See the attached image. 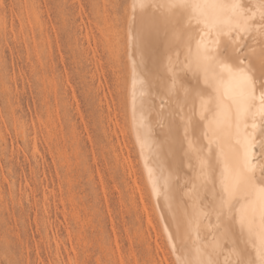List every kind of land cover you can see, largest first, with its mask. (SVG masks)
<instances>
[{"label": "rangeland", "instance_id": "1", "mask_svg": "<svg viewBox=\"0 0 264 264\" xmlns=\"http://www.w3.org/2000/svg\"><path fill=\"white\" fill-rule=\"evenodd\" d=\"M128 1L0 0V264H177L156 219L154 227L146 222L145 181L124 111L125 45L117 51L114 38ZM263 25L257 16L259 33L225 38L223 48L239 46L258 67ZM176 52L136 54L154 62L163 81L146 94L135 89L149 113L168 98L183 109L189 90L193 98L210 91L202 72L167 71ZM165 81L186 89L174 93ZM256 148L262 159L263 144Z\"/></svg>", "mask_w": 264, "mask_h": 264}, {"label": "bare ground", "instance_id": "2", "mask_svg": "<svg viewBox=\"0 0 264 264\" xmlns=\"http://www.w3.org/2000/svg\"><path fill=\"white\" fill-rule=\"evenodd\" d=\"M142 2L144 4L143 8H134L136 0L128 1L129 6L123 31L118 32V36L115 35L114 39L116 41L114 42L117 51L123 44L122 40H124L125 45L126 76L123 82L124 86L122 85L124 89V111L128 128L132 132V138L136 143L134 144L139 152V154L137 153L139 157L138 165L145 181V192L141 194V202L145 211L146 222L154 227L153 222L156 219L161 237L163 240L165 238L167 241L165 243L169 244L168 249L170 248L173 251L172 254L177 264H236L237 259L240 258L241 251H243L244 258L248 261L260 264L258 238H256L254 244L253 239L249 238L246 232L241 235L238 223L233 227L231 218H218L216 212L213 211V208L218 203L217 198L221 191L219 172L224 162L222 153L229 152V145L226 136L221 138L219 144L217 142H209L206 137L208 122L202 119V116L207 113H202L201 111L200 97L193 98L188 94L191 93L189 90L184 93L185 97H182L184 99V101L182 100L184 104L181 102V105H184L183 109L178 105L182 111L179 112L177 109L180 110V108L176 109V102L174 104L168 98L169 101L164 105V108L154 106L155 108L150 112L151 114L145 105H139L140 103L138 104V101L135 100V89H137L138 85V88L141 86L143 93L146 94L153 89L151 85L149 90V84L158 79V74L152 69L154 62L152 63L149 58L141 57L140 61L137 60V53L144 56L148 52L152 54L155 49L163 50V52L176 50L175 59L167 58L166 61H168L169 65L166 68L174 67L177 71L181 69L188 76L197 75L201 72L204 73V71L196 63L195 53L197 48L200 49L201 53L204 52L205 46L209 44V36L204 26L201 29L199 25H196L197 23L193 24L195 20L193 23L190 21L191 14L188 16L189 10L169 7V5L177 3L178 0H142ZM240 2L243 5L255 7L260 0H240ZM255 31L253 30L252 34ZM249 35L250 33L247 36ZM212 36L215 37L217 42L211 44L208 52L210 49V52L212 50L215 54L211 53L216 55L222 51L223 43L227 41L225 38L230 36L217 35L215 32L212 33ZM262 36L261 39H264V34ZM223 39L226 41L223 42ZM233 42H236V40H233ZM245 42L244 44H246ZM230 46L231 44L228 47ZM232 46L234 47L235 45L233 44ZM231 49L232 47L228 50L230 51ZM170 53L168 52L169 56L174 54ZM253 54L255 55L254 52ZM162 60L164 61L165 59ZM171 68H169V71L172 70ZM155 69L157 70V68ZM141 71L149 74V81L143 78L144 74H141ZM175 73L179 74V72ZM176 74L175 77L178 75ZM165 82L167 83V81ZM176 82H170L172 84L168 82V88L172 87L170 90L175 88L178 85ZM165 87L167 86L165 85ZM184 87H176L177 91L175 90L174 93H183ZM234 87L235 85L225 82L222 85V91H229ZM188 89L190 88L188 87ZM168 90H164V94H167ZM173 91L171 92L173 93ZM210 91L215 94L213 89H210ZM158 95H162V93L159 94L158 92ZM180 125L184 127L183 131L179 129ZM243 132L247 136L250 150L249 158L253 164V174L259 181L264 170V156L262 159L259 158L257 155L258 149L256 148V146L261 144L264 146V143H262L264 142V126L261 118L259 116L256 117L255 127H253V121L249 120ZM197 147L200 149L202 157L205 158V170L209 177L207 182H202L200 179V158L197 152L194 151ZM213 169H215V178L212 175ZM134 182L137 183L136 178ZM145 199L148 200L149 207ZM207 236L211 240L210 244L211 242L213 243L212 248L210 244L208 246L205 243L204 238H207ZM227 242H234L236 245L232 244V247L234 245L236 249L237 246V249H230L231 247L227 246ZM228 245L230 246L229 243Z\"/></svg>", "mask_w": 264, "mask_h": 264}, {"label": "snow or ice", "instance_id": "3", "mask_svg": "<svg viewBox=\"0 0 264 264\" xmlns=\"http://www.w3.org/2000/svg\"><path fill=\"white\" fill-rule=\"evenodd\" d=\"M135 7L143 8L142 0H136ZM169 7L189 10L192 18L204 25L209 36V44L204 52L197 48L195 53L196 63L204 71L205 82L215 93L202 91L201 111L207 113L202 119L208 122L206 137L210 143L219 144L221 138L226 136L229 145V152L222 153L224 162L219 172L221 191L213 211L218 218H231L233 227L238 223L241 235L246 232L254 244L258 238L260 264H264V171L257 181L249 158L247 136L243 132L249 120L253 121L255 127L257 116L264 122V49L258 67L251 64L246 51H241L239 46L234 49L235 60L227 46L219 56L208 53L211 44L217 42L212 36L213 32L229 35L235 40L239 34H247L254 29L257 16L264 22V0H260L255 7L243 5L240 0H178ZM246 64L248 66L244 67ZM225 82L235 87L222 91ZM194 151L200 158V179L207 182L209 177L205 170V158L198 147ZM212 175L215 178V169ZM236 264L254 262L244 258L241 251Z\"/></svg>", "mask_w": 264, "mask_h": 264}]
</instances>
